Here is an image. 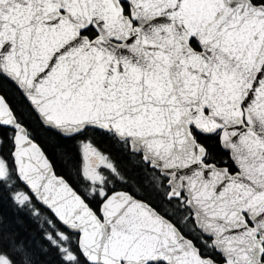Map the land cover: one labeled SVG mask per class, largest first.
Instances as JSON below:
<instances>
[{"label":"snow or ice","instance_id":"obj_1","mask_svg":"<svg viewBox=\"0 0 264 264\" xmlns=\"http://www.w3.org/2000/svg\"><path fill=\"white\" fill-rule=\"evenodd\" d=\"M0 264H264V0H0Z\"/></svg>","mask_w":264,"mask_h":264}]
</instances>
